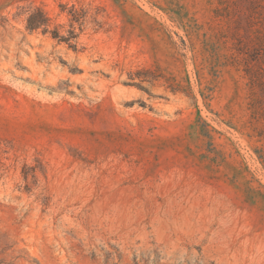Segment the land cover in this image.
Here are the masks:
<instances>
[{
    "label": "rangeland",
    "instance_id": "rangeland-1",
    "mask_svg": "<svg viewBox=\"0 0 264 264\" xmlns=\"http://www.w3.org/2000/svg\"><path fill=\"white\" fill-rule=\"evenodd\" d=\"M0 264H264V0H0Z\"/></svg>",
    "mask_w": 264,
    "mask_h": 264
},
{
    "label": "trees",
    "instance_id": "trees-1",
    "mask_svg": "<svg viewBox=\"0 0 264 264\" xmlns=\"http://www.w3.org/2000/svg\"><path fill=\"white\" fill-rule=\"evenodd\" d=\"M255 2L259 3L261 2V0H255ZM27 21V28L31 31L38 30L41 28L46 29L48 26V18L46 14L39 8L29 13ZM79 21L80 19H77V22Z\"/></svg>",
    "mask_w": 264,
    "mask_h": 264
}]
</instances>
